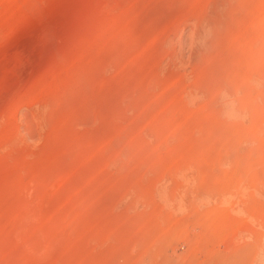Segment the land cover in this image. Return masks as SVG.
<instances>
[{"label":"rangeland","instance_id":"obj_1","mask_svg":"<svg viewBox=\"0 0 264 264\" xmlns=\"http://www.w3.org/2000/svg\"><path fill=\"white\" fill-rule=\"evenodd\" d=\"M0 264H264V0H0Z\"/></svg>","mask_w":264,"mask_h":264}]
</instances>
